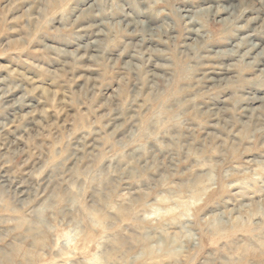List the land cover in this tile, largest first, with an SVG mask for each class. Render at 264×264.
<instances>
[{
  "label": "clouds",
  "instance_id": "1",
  "mask_svg": "<svg viewBox=\"0 0 264 264\" xmlns=\"http://www.w3.org/2000/svg\"><path fill=\"white\" fill-rule=\"evenodd\" d=\"M25 2L0 264H264V0Z\"/></svg>",
  "mask_w": 264,
  "mask_h": 264
},
{
  "label": "rangeland",
  "instance_id": "2",
  "mask_svg": "<svg viewBox=\"0 0 264 264\" xmlns=\"http://www.w3.org/2000/svg\"><path fill=\"white\" fill-rule=\"evenodd\" d=\"M14 8L11 10L10 18L15 20L16 17L22 16L26 8L25 0H14ZM6 74V73H5Z\"/></svg>",
  "mask_w": 264,
  "mask_h": 264
}]
</instances>
